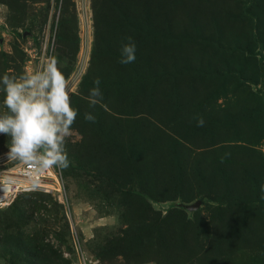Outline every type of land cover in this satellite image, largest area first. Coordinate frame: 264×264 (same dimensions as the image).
Returning a JSON list of instances; mask_svg holds the SVG:
<instances>
[{"label": "rangeland", "instance_id": "obj_1", "mask_svg": "<svg viewBox=\"0 0 264 264\" xmlns=\"http://www.w3.org/2000/svg\"><path fill=\"white\" fill-rule=\"evenodd\" d=\"M48 56L78 109L70 222L51 193H18L0 264H71V233L96 264H264V0H0V77ZM9 145L0 170L19 162L1 160Z\"/></svg>", "mask_w": 264, "mask_h": 264}, {"label": "clouds", "instance_id": "obj_2", "mask_svg": "<svg viewBox=\"0 0 264 264\" xmlns=\"http://www.w3.org/2000/svg\"><path fill=\"white\" fill-rule=\"evenodd\" d=\"M125 39L120 63L129 64L135 62L136 43L132 36ZM93 83L88 98L90 108L103 100L100 79ZM0 92L6 109L0 113V135L10 137L9 159L35 173L70 167L66 143L78 109L72 106L69 81L59 60L48 56L39 67L23 75L4 74L0 77ZM84 119L94 123L96 117L86 112ZM198 124L202 126L203 120Z\"/></svg>", "mask_w": 264, "mask_h": 264}, {"label": "built area", "instance_id": "obj_3", "mask_svg": "<svg viewBox=\"0 0 264 264\" xmlns=\"http://www.w3.org/2000/svg\"><path fill=\"white\" fill-rule=\"evenodd\" d=\"M31 191H42L54 195L70 222L60 170L51 168L44 172L35 173L20 162L0 170V208L9 205L18 193ZM71 237L72 251L75 254V259L72 260L71 264H96V260L92 257H85L80 254L73 233H71Z\"/></svg>", "mask_w": 264, "mask_h": 264}, {"label": "trees", "instance_id": "obj_4", "mask_svg": "<svg viewBox=\"0 0 264 264\" xmlns=\"http://www.w3.org/2000/svg\"><path fill=\"white\" fill-rule=\"evenodd\" d=\"M0 247L2 248L1 245H0ZM34 250H36V252H37V256H38L37 261H39L41 263L50 261V258L47 257V254L45 253V250H46L45 247H43L41 245H36V246H34Z\"/></svg>", "mask_w": 264, "mask_h": 264}, {"label": "bare ground", "instance_id": "obj_5", "mask_svg": "<svg viewBox=\"0 0 264 264\" xmlns=\"http://www.w3.org/2000/svg\"><path fill=\"white\" fill-rule=\"evenodd\" d=\"M7 157H8V155H7V154H5V157H4V159H5V158H7ZM1 160H3V158H2Z\"/></svg>", "mask_w": 264, "mask_h": 264}, {"label": "water", "instance_id": "obj_6", "mask_svg": "<svg viewBox=\"0 0 264 264\" xmlns=\"http://www.w3.org/2000/svg\"><path fill=\"white\" fill-rule=\"evenodd\" d=\"M4 159V158H3ZM94 259V258H93Z\"/></svg>", "mask_w": 264, "mask_h": 264}]
</instances>
